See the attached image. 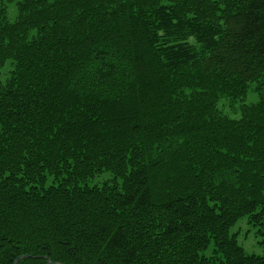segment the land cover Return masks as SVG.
Here are the masks:
<instances>
[{
  "label": "trees",
  "instance_id": "16d2710c",
  "mask_svg": "<svg viewBox=\"0 0 264 264\" xmlns=\"http://www.w3.org/2000/svg\"><path fill=\"white\" fill-rule=\"evenodd\" d=\"M3 1L0 264H264V0Z\"/></svg>",
  "mask_w": 264,
  "mask_h": 264
},
{
  "label": "rangeland",
  "instance_id": "374dc122",
  "mask_svg": "<svg viewBox=\"0 0 264 264\" xmlns=\"http://www.w3.org/2000/svg\"><path fill=\"white\" fill-rule=\"evenodd\" d=\"M0 7L3 8L5 14V20L13 22L17 17V5L16 1L6 2L3 1L0 3ZM188 43L195 46L199 49L200 46L195 42L193 38L188 39ZM10 62L7 61L3 68L0 70V81L5 83L8 79V73L11 70ZM264 93V78L259 82L249 83L246 95L239 97L236 100H230L229 98H221L216 106L218 111L230 118V119H239L241 116V108L243 105L251 106L255 105L259 101V97ZM112 179V174L110 172H103L99 175L94 176L93 178L87 181L88 186H98L101 187L103 183L108 182ZM52 181L51 178L48 179V184ZM231 234L236 235L237 242L241 245L245 251L248 253L262 254V247L259 245L260 237L257 234V229L253 227L247 217L240 218L234 227L231 228ZM210 251L206 252L209 254Z\"/></svg>",
  "mask_w": 264,
  "mask_h": 264
},
{
  "label": "water",
  "instance_id": "95a60500",
  "mask_svg": "<svg viewBox=\"0 0 264 264\" xmlns=\"http://www.w3.org/2000/svg\"><path fill=\"white\" fill-rule=\"evenodd\" d=\"M25 256H27V255H22V256L17 257V258L14 260V264H17V261H18L20 258L25 257ZM46 260H47L48 264H62V263H59V262H51L48 258H46Z\"/></svg>",
  "mask_w": 264,
  "mask_h": 264
}]
</instances>
